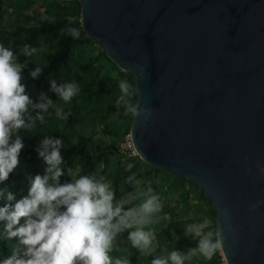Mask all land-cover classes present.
<instances>
[{"label": "water", "instance_id": "95a60500", "mask_svg": "<svg viewBox=\"0 0 264 264\" xmlns=\"http://www.w3.org/2000/svg\"><path fill=\"white\" fill-rule=\"evenodd\" d=\"M78 2L86 37L151 110L132 115L135 155L196 185L216 232L231 225L225 264H264V0Z\"/></svg>", "mask_w": 264, "mask_h": 264}, {"label": "trees", "instance_id": "16d2710c", "mask_svg": "<svg viewBox=\"0 0 264 264\" xmlns=\"http://www.w3.org/2000/svg\"><path fill=\"white\" fill-rule=\"evenodd\" d=\"M29 0H0V43L12 47L19 55V49L31 45L37 49L32 57L19 56V62L26 63L23 75L27 91L34 102L44 93L63 108L66 118H57L55 110L50 109L43 124L34 130H20L25 147L21 152V166L10 175L4 186L17 199L27 195L28 179L43 175L45 164L36 148L47 135L62 139L65 159V175L61 183L71 178L68 168L79 174H94L111 181L117 198L131 191L126 178L135 174L142 181L141 187H151L163 204L161 216H166L155 228L152 255H141L127 244L125 232L121 242L129 247L131 264H150L155 256H167L176 250L185 255L197 247L194 235L185 236L186 225L201 223L205 220L207 231L216 232L215 213L198 187L188 181L178 179L166 172L145 164L137 156L128 155L120 150V143L129 135L131 113H126L125 104L136 102L134 76L123 72L108 59L80 26V5L78 0H64L49 3L37 11ZM10 10V13H8ZM7 15H14L12 24L4 22ZM78 28L80 36L73 39L66 29ZM96 51V55L94 52ZM40 67L43 74L36 80L28 75L30 70ZM116 72L117 76L111 74ZM57 85L75 81L80 85V93L70 103L58 101L57 95L50 90L51 81ZM126 80L130 94L124 96L119 82ZM132 96V97H131ZM133 167L128 170V165ZM159 174L165 177L159 180ZM7 203L0 199V207ZM171 213V214H170ZM24 221H21V224ZM15 238L9 240L0 223V260L10 257L14 251ZM119 254V253H117ZM219 250L207 259L199 252L191 254L185 264H221Z\"/></svg>", "mask_w": 264, "mask_h": 264}, {"label": "clouds", "instance_id": "9594fccd", "mask_svg": "<svg viewBox=\"0 0 264 264\" xmlns=\"http://www.w3.org/2000/svg\"><path fill=\"white\" fill-rule=\"evenodd\" d=\"M66 31L73 39L80 36L78 28ZM36 52V48L24 44L18 55L12 47L0 43V199L7 201L0 207V223L7 239L18 238L23 247L22 252L14 251L0 264H131L129 247L120 239L125 232L131 249L152 255L155 233L151 226L167 218L160 215V196L150 186L142 188L135 174L126 178L132 190L119 199L111 181L94 174L77 175L71 167L67 170L70 182L61 183L65 175L62 139L46 135L40 141L36 151L44 161V173L29 177L27 195L17 199L6 191L10 175L21 166L25 145L19 131L36 129L38 123L45 122L50 109L55 110L57 118H66L63 108L44 93L36 102L28 94L23 75L26 63L19 62V56L32 57ZM42 74L40 67L28 72L32 80ZM50 83V90L65 104L81 91L75 81ZM119 88L124 96L130 94L126 80L119 82ZM125 110L143 121L152 115L140 104L126 102ZM132 167L129 164L128 170ZM207 223L205 220L185 226V236L199 238L197 247L187 255L173 250L167 256H155L150 264H185L191 254L199 252L211 259L218 250L224 251L228 239L224 233L233 231L231 225L225 223L217 232H205Z\"/></svg>", "mask_w": 264, "mask_h": 264}, {"label": "rangeland", "instance_id": "374dc122", "mask_svg": "<svg viewBox=\"0 0 264 264\" xmlns=\"http://www.w3.org/2000/svg\"><path fill=\"white\" fill-rule=\"evenodd\" d=\"M62 1H64V0H29L28 2L29 3H33L34 9H36L37 11H41L42 10L41 7H44V5H48L49 3L53 4V3H56V2H62ZM8 13H10V10H8ZM14 17H15L14 15H7L4 18V22L7 23L8 25H10V24H12ZM94 55H96V51L94 52ZM111 75L112 76H117V73L114 72ZM126 138H125V140L122 143H120V145H119L120 146V150L123 153H126L127 155H128V152H130L131 156H136L135 153L132 152L128 148ZM164 177H165L164 174H159V176H158L159 180L163 179ZM152 230L155 232V228H152ZM15 240H16L15 241V247H16L17 251H21L22 252L23 251V247L19 244L18 238H15ZM221 264H225V263L222 262Z\"/></svg>", "mask_w": 264, "mask_h": 264}, {"label": "built area", "instance_id": "2783aa9c", "mask_svg": "<svg viewBox=\"0 0 264 264\" xmlns=\"http://www.w3.org/2000/svg\"><path fill=\"white\" fill-rule=\"evenodd\" d=\"M128 148L134 152L129 136L126 138ZM135 153V152H134Z\"/></svg>", "mask_w": 264, "mask_h": 264}]
</instances>
